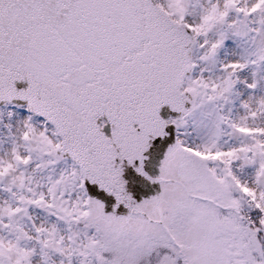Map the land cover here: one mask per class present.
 <instances>
[{
  "label": "snow or ice",
  "instance_id": "6c2138e0",
  "mask_svg": "<svg viewBox=\"0 0 264 264\" xmlns=\"http://www.w3.org/2000/svg\"><path fill=\"white\" fill-rule=\"evenodd\" d=\"M0 264H264V0H0Z\"/></svg>",
  "mask_w": 264,
  "mask_h": 264
}]
</instances>
